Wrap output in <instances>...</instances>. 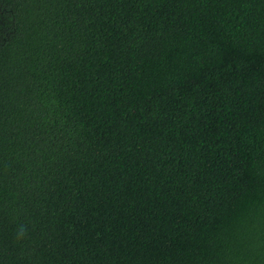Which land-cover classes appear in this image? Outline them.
<instances>
[{"label": "trees", "instance_id": "obj_1", "mask_svg": "<svg viewBox=\"0 0 264 264\" xmlns=\"http://www.w3.org/2000/svg\"><path fill=\"white\" fill-rule=\"evenodd\" d=\"M0 264H264V0H0Z\"/></svg>", "mask_w": 264, "mask_h": 264}, {"label": "clouds", "instance_id": "obj_2", "mask_svg": "<svg viewBox=\"0 0 264 264\" xmlns=\"http://www.w3.org/2000/svg\"><path fill=\"white\" fill-rule=\"evenodd\" d=\"M25 231H26V229L23 226H21L19 229L18 235L22 236L25 233Z\"/></svg>", "mask_w": 264, "mask_h": 264}]
</instances>
